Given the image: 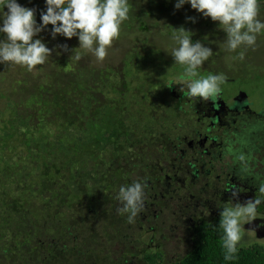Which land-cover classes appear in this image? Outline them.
<instances>
[{
  "label": "trees",
  "instance_id": "1",
  "mask_svg": "<svg viewBox=\"0 0 264 264\" xmlns=\"http://www.w3.org/2000/svg\"><path fill=\"white\" fill-rule=\"evenodd\" d=\"M140 1L129 0V15L148 31ZM197 30L200 38L207 34ZM57 46L37 67L41 76L29 86L33 91L26 95V115L11 104L0 108V264H81V256L89 264H126L121 256L138 247L119 253L113 240L129 245L138 238L133 232L123 236L128 229L116 221L114 210L120 207L115 199L122 186L160 177L161 163L152 157L157 153L148 150L164 136L175 138L185 123L182 114L190 113L186 101L175 98L160 77L181 73L170 74L160 62L166 60L163 51L150 39L121 51L118 67L112 68L94 67ZM162 93L161 102L151 100ZM2 96L7 97L4 91ZM169 118L173 133H140L144 144L135 141L138 127L169 128ZM223 236L222 229L219 242L206 238L201 250L225 255ZM136 254L148 259L145 264H157L154 253ZM198 255L176 264H210L204 253ZM238 256L241 264H264L257 248H242Z\"/></svg>",
  "mask_w": 264,
  "mask_h": 264
},
{
  "label": "flooded vegetation",
  "instance_id": "2",
  "mask_svg": "<svg viewBox=\"0 0 264 264\" xmlns=\"http://www.w3.org/2000/svg\"><path fill=\"white\" fill-rule=\"evenodd\" d=\"M204 24L201 21L199 27L204 28ZM213 24L218 29L208 31L210 34L215 32L218 40L227 37L220 32L223 26ZM220 60L218 55L219 71ZM174 97L179 99L178 93ZM190 105L194 112L192 117L188 113L186 127H192L189 138L180 137L179 129L175 138L164 136L153 148L157 154L152 157L161 163L160 177L144 184V207L135 222L128 223L127 213L114 210L116 221L123 224L124 231L128 229L123 236L137 231L138 242L127 245L114 239L112 247L119 253L127 246L133 250L138 247L135 253L121 256L119 261L126 264L148 263L136 254L144 251L154 253L157 264H176L188 255L192 260L201 253L210 264H241L238 253L250 247L261 251L264 262V202L257 206L256 216L244 224L260 240L258 244L238 247L231 261L225 260V255H207V250H201L207 244L206 238L219 242L216 236L223 229L225 209H235L249 200H264L260 192L264 186V108H252L248 93L241 88H234L232 93L220 89L208 99L191 96ZM115 201L121 208L117 197Z\"/></svg>",
  "mask_w": 264,
  "mask_h": 264
},
{
  "label": "clouds",
  "instance_id": "3",
  "mask_svg": "<svg viewBox=\"0 0 264 264\" xmlns=\"http://www.w3.org/2000/svg\"><path fill=\"white\" fill-rule=\"evenodd\" d=\"M261 3L262 0H176L175 8L189 4L204 17L218 22L227 35L228 50L236 51L242 46H255L257 35L264 33V21L258 18ZM45 5L38 23L35 9L22 6L18 0H0V34L4 37L0 39V64L10 62L25 66L29 71L44 64L53 49L37 37L48 25L52 26L53 38L57 35L69 40L75 37L79 47L103 61L113 40L120 36L121 25L130 11L128 0H45ZM185 33L190 32L179 28L174 35L179 46L172 51L175 62L184 66L180 80L186 82L189 95L203 99L214 97L225 77L221 74L196 78L198 69L213 51L199 41L193 42L192 35ZM239 55L242 59L243 52ZM260 192L264 194V186ZM144 195V184L140 181L120 187L117 199L122 207L118 212L128 214V223H134L143 210ZM262 202L264 200H249L245 205L223 211L225 260L236 257L242 239L241 222L254 217Z\"/></svg>",
  "mask_w": 264,
  "mask_h": 264
},
{
  "label": "rangeland",
  "instance_id": "4",
  "mask_svg": "<svg viewBox=\"0 0 264 264\" xmlns=\"http://www.w3.org/2000/svg\"><path fill=\"white\" fill-rule=\"evenodd\" d=\"M18 2L22 6L35 9L37 22H40L41 12L46 10L45 0H18ZM128 3L130 4L129 0ZM175 3L176 0H141L139 2V5L142 6L143 10L147 13H145L144 15L149 18L147 20L149 30L142 31L141 28H138V20H133L129 15V21L127 19L122 23L120 36L117 39L113 40L112 45L107 49V56L103 61H99L93 53L87 51L86 49H83L82 47H79L78 39L75 37L69 40L64 38L63 36L57 35L55 38H53L51 35V25H48L44 31L39 33L37 38H40L43 42H45L50 49H53L55 44L58 43L59 46H57V48L60 52L69 53L76 57L81 56L84 58V60L90 62V64H92V66L94 67L102 66L108 68L118 67L120 63L119 60L123 56V53L119 55L121 51H125L133 47L132 45H145L148 39L152 40V44L160 51H163L166 60H161L160 62H163L162 64L164 67L172 70L170 74L174 75V70H179V72L181 73L180 75L178 74L172 78L170 76L166 77V79L164 76H161V83H163L164 86L172 85L173 82L178 83L172 85L171 89L173 90V94L178 93V97L182 101H180L181 103L184 104V102L186 101L185 104H187L186 106H188V111H190V117H192L194 111L192 106L190 105L191 95H189V90L187 88L186 82L180 80V77L184 75V71L182 69H179L182 65L176 63L172 56L173 49L179 46L177 41L174 39V35L179 31V28L183 27L185 30L188 29L190 31V33L185 34L192 35V40L196 38L197 41L204 44V46L206 47H210L213 51L209 59L205 61L204 64L198 69V78H204L209 75L222 74L225 79L219 84L220 89L228 93H232L234 91V88L244 89L249 95V100L252 108H264V33L257 35L255 46H242L236 51H229L227 46V37H220V39L218 40L215 32L212 34L208 32L212 31L213 29L215 31L216 29H218V26L214 25L212 20H209L205 17H198L199 14L195 13L197 11L192 9L189 4H185V6L180 9H176ZM258 18L264 21V0H262V3L260 5V13ZM201 21H205L204 28L199 27ZM131 24L134 25L130 28ZM197 28L203 29V31L207 34L204 35V37L200 38L198 34L199 30H197ZM220 32L226 34L224 31ZM3 38V34H0V39ZM63 39H65L64 43ZM144 40H146L144 42L145 44L141 42ZM241 52H243L242 59L239 55ZM151 53L156 52L152 51ZM218 55L221 56L220 66H222V68L220 71L216 66V59ZM49 59L50 56L48 57V60ZM43 65L44 64L37 65L34 69L29 71L25 66L15 65L10 62L0 64V91H4L7 96L0 97V108L6 107L11 104L26 115L25 111H29V109L25 107L26 95H28L27 97H29L31 95V93L29 92L33 91V89H31L29 86L31 85L35 77L41 76L37 67L39 66L41 68ZM66 66L67 64L65 65V67ZM183 91H185V96L181 98V93H184ZM164 94L165 93H162L157 98H151V100L155 101L156 103L161 102ZM171 104H173L172 101ZM182 115L184 117L181 118V121L185 122L184 126L183 128H179L178 126L177 129H181L180 137H183L185 135L188 139L192 127H186L188 122L187 119H189V117L188 115ZM167 125H169V128L167 126L161 128L159 125H152L150 123L149 125H145L146 127H138L134 139L135 141H137V143L144 144L138 138V134L140 133H148L152 136L157 135L158 131L161 133H163L164 131L167 133H173L172 118H169L167 120ZM184 129H186L185 132ZM148 151L153 152V149H149ZM250 219H243L241 222L242 239L238 244V247L252 246L258 244V242L260 241L255 233L249 229H246L244 225ZM106 234L107 231L99 237L102 240H105L107 237ZM132 236L138 239L140 238V234L138 232H133ZM115 248L118 249L117 247ZM102 255L98 251H96V256H98L100 259L103 258ZM110 255L111 252L108 253V256H105V258H109ZM126 255L128 256V253H126ZM78 260L81 264H89L85 256H81ZM97 263H100V261L98 260Z\"/></svg>",
  "mask_w": 264,
  "mask_h": 264
}]
</instances>
